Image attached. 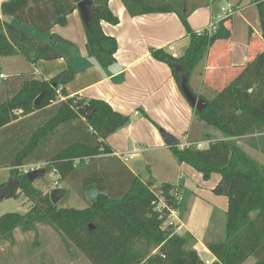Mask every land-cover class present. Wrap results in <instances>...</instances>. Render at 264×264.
<instances>
[{
    "label": "trees",
    "instance_id": "trees-1",
    "mask_svg": "<svg viewBox=\"0 0 264 264\" xmlns=\"http://www.w3.org/2000/svg\"><path fill=\"white\" fill-rule=\"evenodd\" d=\"M82 1L9 0L1 4L0 14L49 34L50 40L38 41L29 32L0 18V58L21 56L31 65L65 58L53 43L69 48L74 45L51 31L56 26L66 27L68 17ZM121 1L131 17L178 13L189 35V47L180 58L163 50L154 51L153 57L171 68L180 90L183 76L188 77L190 84L193 72L217 42L232 39L231 17L220 21L213 33L207 29L202 33L192 31L188 14L178 11L184 7L183 0ZM109 2L92 0L99 13L93 16L90 29L86 28L88 55L105 71L116 62L118 42L105 35L101 23H120ZM242 2L234 9H242ZM252 3L257 7L264 39V0ZM175 66L182 70L177 72ZM74 77L75 72L69 66L51 81L28 74L8 77L0 83V168L10 167L12 179L18 181L13 198L21 192L36 202L25 215L2 216L0 236L12 238L16 229L33 231L42 223L54 227L92 264H206L195 250L197 241L190 234H178L172 225L164 226L169 212L166 210L162 216L157 211L160 200L169 209L179 211V196L173 186H161L164 194L156 195L152 182H143L125 166L132 176L129 182L123 175L113 174L117 161L102 158L113 154L106 140L128 126L131 117L115 112L99 100H62L66 96L65 87ZM193 93L208 103L202 112L193 108L196 118L220 132L223 139L211 141L204 150H182L178 145L170 149L179 164L193 167L205 181L213 174L221 176L213 192L227 197L229 205L225 240L206 244L216 258L213 264H244L252 257L257 261L255 264H264V166L237 145L239 140L250 138L251 147L264 154V50L213 99ZM40 96V105L34 106ZM82 108L94 112L85 123L79 114ZM33 112L37 114L24 118ZM73 123L85 128L86 136L66 142L45 156L42 145L46 140ZM28 128L30 138L24 146L10 148L8 142H3V138L12 134L11 130L13 136H19ZM34 159L43 161L42 169L53 173L58 182L73 186L81 195L95 188L98 197L84 210L59 208L51 202L50 192L41 194L24 172ZM97 163L103 166L93 168Z\"/></svg>",
    "mask_w": 264,
    "mask_h": 264
},
{
    "label": "crops",
    "instance_id": "crops-1",
    "mask_svg": "<svg viewBox=\"0 0 264 264\" xmlns=\"http://www.w3.org/2000/svg\"><path fill=\"white\" fill-rule=\"evenodd\" d=\"M218 1L207 0L204 4L193 6L192 0H183L184 13L188 14V25L192 31L199 33L208 29L211 23H219L223 19L222 11L216 6ZM227 1L233 9L230 23L232 39L217 42L210 49L207 63L197 67L189 81L193 92L209 100L264 50L256 5L249 0L247 7L235 10L242 0ZM109 8L120 23H101L105 35L118 42L116 62L107 71L88 55L86 27L79 10L68 17L66 27L56 26L51 31V34L74 45V48H69L53 43L65 58L30 64L26 72L3 71L8 75L7 78L30 74L35 79L51 81L70 66L75 77L65 87L66 96L62 100H99L107 103L115 112L130 116L131 123L106 140L113 152L112 156L102 158L117 161L113 174L123 175L128 182L132 176L125 171L124 166L143 182H152L155 188L173 186L181 206L174 218L178 234H190L197 241L195 250L201 259L216 262L206 244L217 238L216 233L212 232L216 215L227 219L228 198L217 196L213 192L220 183L221 176L213 174L209 181H205L203 175L193 167L179 164L160 134L163 129L174 137L184 136L186 141L204 142L205 148H208L207 142L216 140L208 132L209 126L196 118L194 109L180 90L171 68L153 57V52L158 50L176 57L168 48L173 44L186 43V49L189 35L178 13L131 17L121 0H110ZM216 18L218 19L215 20ZM237 34L242 36V42ZM173 50L179 51L175 47ZM35 114L37 113L33 112L24 118ZM80 117L83 123L87 122L81 115ZM75 125L73 123L70 128H61L48 138L42 145L44 155L58 150L66 142L86 136L85 128L83 130L81 125ZM10 133L12 134L3 138V142H8L10 148L24 146L29 141V128L19 136H13L14 130ZM221 137L217 140H222L223 136ZM178 144H181L179 140ZM136 151L139 152L135 153ZM131 155L133 159L124 161L125 157ZM42 163L43 161L34 159L25 169L42 166ZM0 169L11 171L10 167Z\"/></svg>",
    "mask_w": 264,
    "mask_h": 264
},
{
    "label": "rangeland",
    "instance_id": "rangeland-1",
    "mask_svg": "<svg viewBox=\"0 0 264 264\" xmlns=\"http://www.w3.org/2000/svg\"><path fill=\"white\" fill-rule=\"evenodd\" d=\"M9 0H0V5ZM186 1V0H184ZM243 1V2H242ZM242 8L249 5V0H242ZM191 2V1H190ZM207 0H192L193 6L206 3ZM222 11L231 10L227 0H219L217 5ZM233 10V9H232ZM180 13H184V9H178ZM222 16L224 14L222 13ZM0 18L3 21L13 23L19 28L29 32L38 41L48 42L50 40L49 34L39 33L37 30L20 25L16 23L12 18L5 17L0 14ZM216 18L215 20H217ZM237 38L240 42L243 39L240 34H237ZM190 45V41L187 42V48ZM178 46V47H177ZM176 48L179 51L175 52L171 48ZM186 43L181 45L170 46L169 52L176 57H182L187 48ZM184 48V50H183ZM183 50V51H182ZM181 51V52H180ZM210 52V51H209ZM201 63L206 64L207 58ZM201 65V66H202ZM3 67V69H1ZM30 64L25 61L21 56L5 57L0 59V71L7 78L8 75L3 71L9 73H21L28 71ZM4 78V79H5ZM0 80H2L0 78ZM208 132L214 139H221L222 135L213 128L209 127ZM177 139L180 143L186 142L184 136L177 135ZM252 139L244 138L238 141L237 145L242 148L248 155L256 159L262 166H264V154L251 147ZM209 147V144L206 146ZM103 164H93L92 167H102ZM26 172L28 169H23ZM26 170V171H25ZM12 179V175L9 169H0V186L8 184ZM58 179L53 173H46L44 177L38 178L33 182L34 188H36L41 194L51 193L53 185ZM57 188H62L67 191L64 199L57 205L59 208H73L77 210L87 209L92 201L87 198V194H79L73 186H68L65 182H58ZM36 206V202L28 199L23 193L20 192L17 198L5 199L0 203V218L7 214H20L25 215L29 213ZM221 215H216L214 219V228L212 232H215L217 238L215 242H223L226 238V217L220 218ZM171 222L168 220L164 226H167ZM217 222V223H216ZM223 223V224H222ZM216 228V229H215ZM206 255H203L205 259ZM257 261L255 258L248 259L244 264H255ZM0 264H92L76 247H74L61 233L55 230L54 227L47 224L36 225L33 231H23L22 229H16L12 238L0 236Z\"/></svg>",
    "mask_w": 264,
    "mask_h": 264
},
{
    "label": "water",
    "instance_id": "water-1",
    "mask_svg": "<svg viewBox=\"0 0 264 264\" xmlns=\"http://www.w3.org/2000/svg\"><path fill=\"white\" fill-rule=\"evenodd\" d=\"M78 10L81 14L82 20L84 22V25L87 29H90L92 18L94 15H97L99 13V10L95 9L93 7L92 0H83L78 4ZM175 69L177 72H180L182 68L180 66H175ZM181 90L186 98L189 105L194 108L198 112H202L208 105V103L202 99L199 98L197 95H195L189 84H188V77L183 76L182 82H181ZM42 100V96L38 97L36 101L34 102V106L40 105ZM93 111L88 110L86 108L79 109V114L86 120H90L93 116ZM160 134L165 142V144L168 147L176 146L178 144V139L174 137L172 134L166 132L165 130L161 129ZM46 174V171L44 169H39L35 171H31L27 173V177L30 180V182H34L38 178L44 177ZM18 186V181L15 179H11L8 184H5L4 186H0V202L5 199H11L13 198L14 191L16 187ZM154 193L156 195H163L164 189L163 188H155ZM67 191L62 188H57L51 191L50 193V199L51 202L54 205H58L66 196ZM98 190L95 188H92L87 193V198L89 200H95L98 197Z\"/></svg>",
    "mask_w": 264,
    "mask_h": 264
},
{
    "label": "built area",
    "instance_id": "built-area-1",
    "mask_svg": "<svg viewBox=\"0 0 264 264\" xmlns=\"http://www.w3.org/2000/svg\"><path fill=\"white\" fill-rule=\"evenodd\" d=\"M222 13L224 14V17H223V19L222 20H224V19H226V18H229V17H231L232 15H233V10L231 9V10H225V9H223L222 10ZM221 20V21H222ZM217 27H218V23H215V22H213V23H211L210 24V26L208 27V29H207V31L209 32V33H213V32H215L216 30H217ZM199 33H202V31L201 32H199ZM174 48H172V50H173ZM0 78L1 79H4L5 78V76L2 74L1 76H0ZM208 144H210L209 142H207V145ZM178 146H179V148L180 149H182V150H188V149H197V150H204V149H206L205 148V145H206V143H204V142H190V141H186V142H184V143H181V144H177ZM139 151H136L135 153H138ZM134 157L131 155V156H128V157H125L124 158V161H128V160H130V159H133ZM39 169H42V166H38V167H33V166H31V168H29V170H27L25 173H29V172H31V171H35V170H39ZM57 178V177H56ZM57 185H58V181H56V183L53 185V187H52V190H54V189H57ZM157 211L162 215V216H164L165 215V211L167 210L168 212H169V215H168V217H167V221L168 220H171V222H169V224L167 225V226H170V225H172V226H174L175 228H176V231H177V224H176V222L174 221V218H175V216L177 215V211L176 210H172V209H169L166 205H165V203L162 201V200H160L159 201V204H157ZM167 221L165 222V223H167ZM178 233V232H177ZM204 262L206 263V264H213L214 262H211V261H209V260H204Z\"/></svg>",
    "mask_w": 264,
    "mask_h": 264
}]
</instances>
